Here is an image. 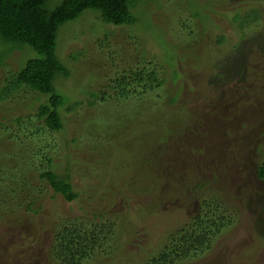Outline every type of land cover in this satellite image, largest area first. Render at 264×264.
<instances>
[{"label":"rangeland","instance_id":"rangeland-1","mask_svg":"<svg viewBox=\"0 0 264 264\" xmlns=\"http://www.w3.org/2000/svg\"><path fill=\"white\" fill-rule=\"evenodd\" d=\"M246 1L138 0L134 24H106L98 11L87 10L61 26L57 53L70 75L55 86L69 97L68 106L76 104L73 112L62 108L63 130L51 132L37 117L47 95L23 87L0 99V146L6 143L0 161L9 160L10 153L14 160L12 182L0 184L15 189L19 217L0 220V264H50L51 222L99 209L105 221L115 223L114 235L126 254L142 258L143 246H156L167 230L202 210L204 200L216 201L218 216L228 223L210 249L188 264H264V179L258 175L264 165V94L250 91L264 90V13L239 52L242 32L230 16L235 8L248 11ZM217 34H224L222 44ZM243 53L244 68L237 72ZM37 55L28 45L1 42L0 91ZM147 61L168 71L169 85L125 105L101 99V93L114 94L108 85L118 76ZM178 94L171 104L169 95ZM19 116L21 129L14 123ZM152 121L162 124L158 135ZM9 132L23 141L16 153L6 142ZM107 143L116 146L111 158L100 154ZM44 154L54 157L53 169L70 166L81 191L77 200L66 201L39 179ZM19 158L30 164L29 171L22 172ZM153 160L159 162L157 177L141 178ZM88 182L93 192L83 191ZM26 193L40 197L33 205L42 207L40 212L27 209ZM0 196L1 205L7 196Z\"/></svg>","mask_w":264,"mask_h":264},{"label":"trees","instance_id":"trees-1","mask_svg":"<svg viewBox=\"0 0 264 264\" xmlns=\"http://www.w3.org/2000/svg\"><path fill=\"white\" fill-rule=\"evenodd\" d=\"M52 1L0 0V43L14 46L28 45L38 54L36 57L28 58L17 72L9 76V83L0 91V99L4 100L15 96L16 94L12 93L23 87L47 95L48 104L41 106L37 117L44 121L51 132H60L65 126L62 108L67 105L69 97L57 91L55 81L70 75L69 67L59 58L57 53L61 26L76 20L87 10L98 11L99 17L106 24L115 26L134 24L139 20L133 13L138 0H62L56 6L50 4ZM246 3L251 7L248 11H237L235 8L231 10L234 11L232 12L233 15L230 16L231 21L242 32L240 41L242 44L239 47V52L245 47V42L251 41L248 34L253 33L257 27L255 23L258 24L261 21L262 13H264V8H259L261 4L264 7V0H248ZM200 35L202 33L197 34V36ZM223 35L217 36L218 44L224 42L225 36ZM244 55L243 53L238 56L241 66L237 72L244 68ZM217 73L224 77L223 73ZM178 81V78L171 79L173 85H178ZM168 82V71L153 61H147L144 67L132 70L130 74L118 76L115 81L108 85L114 94L101 93V99L123 102L125 105L131 97H140L159 90ZM250 91L251 93L264 94V90L262 92L261 88L258 90L252 88ZM91 95L98 97L99 92L93 91ZM169 97V102L175 104L179 94L169 95ZM90 104H94V102L90 101ZM75 105H67L64 110L73 112ZM152 110L153 108L150 109V112L148 111L149 118H151ZM142 113L146 114L145 112ZM137 115H134V112L130 114L133 117ZM144 117L145 115L142 118ZM134 119L136 118L134 117ZM162 120L159 121L162 122ZM21 122V116L14 119V123H18L20 129L22 128ZM152 122L153 124L156 123L155 121ZM160 127L156 123L157 135L161 131ZM7 141L15 153L17 142L20 145L23 142L15 132L7 134ZM119 143L121 142L119 141ZM0 147L6 149V143ZM113 147L107 143V146L105 144L104 148L102 147V153H99L105 158L110 155L109 158H111L116 149V146ZM2 153L6 154V151ZM6 155L9 157V153ZM10 156L9 160L0 161V180L6 183L13 180L12 170H9V165L14 163V160L11 159L13 154L10 153ZM17 162L22 164L20 168L22 167L23 173L29 171L30 164L28 162L22 163L20 158ZM105 162L103 161V164H106ZM40 163L42 168L38 173L39 179L48 182L55 194H61L69 202L80 197L81 191L74 187L69 165H66L62 170L53 169L55 168L54 157L48 154H44ZM151 165L154 166L147 167V169L142 168V173H146L145 176L141 175V178H147L151 175L157 177L159 162L153 160ZM151 168H154V171H151ZM258 175L259 178L264 179V165L259 167ZM89 177L85 174L88 181L90 180ZM22 184L28 186L29 183L22 181ZM84 185L88 186H84L83 191H94L92 183L88 182ZM3 193L7 196L0 205V220L4 223L7 221L6 216L17 219L19 217L16 216L15 200L17 194L15 195V189L9 185L3 188V185L0 184V194ZM27 194L25 195L31 198L26 202L27 209L33 208L34 204L41 201L36 194ZM214 204L216 201L204 200L202 210L192 214L187 221L167 230L156 246L153 243L143 246L145 255L142 258L129 257L126 254L123 246L118 244V238L114 235L115 223L104 220L102 209L93 214L84 212L74 216V218L58 216L51 222L52 234L48 246L50 264H98L99 262H103V264H188L210 249L216 237L228 223L226 217L218 216L219 207H214ZM41 208H33V211L40 212Z\"/></svg>","mask_w":264,"mask_h":264}]
</instances>
